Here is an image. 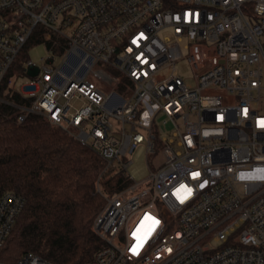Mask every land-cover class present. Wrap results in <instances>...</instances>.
Listing matches in <instances>:
<instances>
[{
	"label": "built area",
	"instance_id": "1",
	"mask_svg": "<svg viewBox=\"0 0 264 264\" xmlns=\"http://www.w3.org/2000/svg\"><path fill=\"white\" fill-rule=\"evenodd\" d=\"M31 40L62 65L16 63ZM183 59L193 83L175 68ZM16 65L35 81L17 88ZM17 92L30 100L20 122L41 114L131 181L106 197L94 221L103 245L83 264H264V180L238 179L264 175V0H0V101ZM140 143L164 158L136 181L129 156ZM182 184L193 190L183 203ZM25 205L14 191L0 197V252ZM145 215L160 223L134 255ZM15 264L55 263L27 252Z\"/></svg>",
	"mask_w": 264,
	"mask_h": 264
},
{
	"label": "trees",
	"instance_id": "2",
	"mask_svg": "<svg viewBox=\"0 0 264 264\" xmlns=\"http://www.w3.org/2000/svg\"><path fill=\"white\" fill-rule=\"evenodd\" d=\"M6 97L12 104L0 101V197L14 191L25 196L26 205L0 259L15 264L34 252L55 264H83L103 245L94 221L106 197L131 181L41 114L28 113L20 122L19 105L30 100L18 92Z\"/></svg>",
	"mask_w": 264,
	"mask_h": 264
},
{
	"label": "rangeland",
	"instance_id": "3",
	"mask_svg": "<svg viewBox=\"0 0 264 264\" xmlns=\"http://www.w3.org/2000/svg\"><path fill=\"white\" fill-rule=\"evenodd\" d=\"M170 29H166L164 32H162V35L164 34H170ZM25 55L26 58H30L33 62H35L38 66L42 67L43 65H47L49 67L58 66L60 67L62 65L63 60L59 57H55L53 63L47 62V58L52 56L53 53L49 49L47 43L45 42H31L28 47L25 49ZM23 58H18L16 63H21ZM101 67L107 72H109L111 75L115 76L118 74V71L111 68L110 66L106 64H95L94 69ZM175 68L178 70V73L181 74L183 78L186 79L188 83H193V71L190 67V64L187 59H183L179 62H177ZM22 67L16 65V67L11 71L12 74L16 73V80L15 84L17 88H19L22 85L28 84L31 81H35L34 77L28 74H21L22 73ZM88 78L95 80L98 85L106 92L110 93L113 90V85L108 82L107 80H104L102 78L97 77L93 71H90L88 74ZM123 84H126V81H124ZM118 89L122 91V88L119 86ZM125 94V91H123ZM79 102H76V104ZM158 120V126H159V133L162 134H168L171 132V129L169 128V124H163V117L160 115L157 118ZM129 158L132 160V164L129 167V172L132 175V177L136 181H141L145 177L148 176L150 167L151 168H157L159 167V164L161 161H163V155L161 151H158L155 155H150L149 158L146 154V146L144 143H140L136 150L129 156Z\"/></svg>",
	"mask_w": 264,
	"mask_h": 264
},
{
	"label": "snow or ice",
	"instance_id": "4",
	"mask_svg": "<svg viewBox=\"0 0 264 264\" xmlns=\"http://www.w3.org/2000/svg\"><path fill=\"white\" fill-rule=\"evenodd\" d=\"M137 41L133 40V44H136ZM245 114H247L248 110L244 109ZM147 115V114H145ZM223 117H221L222 119ZM258 127L264 128V120L258 121ZM257 172H264V169H257ZM193 178H197L200 173H193ZM200 187H204L203 184L200 185ZM192 188L188 187L185 184L180 185V187L176 190V193H174L177 196V199L180 200L181 203H183L186 199H188L192 195ZM145 220H151L152 221V227L143 235V237L138 236L137 234L141 232V229L144 227V221ZM159 220H156L154 217H151L149 215H145L144 220L141 221L140 225L137 227V229L133 232V237L136 238L137 243L132 246L130 251L134 255H138L140 249L144 246V243L147 241L148 237L151 235L152 231L155 230V227L159 224Z\"/></svg>",
	"mask_w": 264,
	"mask_h": 264
},
{
	"label": "clouds",
	"instance_id": "5",
	"mask_svg": "<svg viewBox=\"0 0 264 264\" xmlns=\"http://www.w3.org/2000/svg\"><path fill=\"white\" fill-rule=\"evenodd\" d=\"M239 180H244V179H260V180H264V175H257L254 176L251 173H245V172H241L238 176Z\"/></svg>",
	"mask_w": 264,
	"mask_h": 264
},
{
	"label": "water",
	"instance_id": "6",
	"mask_svg": "<svg viewBox=\"0 0 264 264\" xmlns=\"http://www.w3.org/2000/svg\"><path fill=\"white\" fill-rule=\"evenodd\" d=\"M29 87H33V86H29Z\"/></svg>",
	"mask_w": 264,
	"mask_h": 264
}]
</instances>
